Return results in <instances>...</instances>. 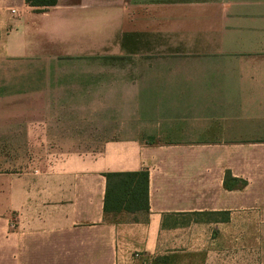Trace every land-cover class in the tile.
Wrapping results in <instances>:
<instances>
[{"label": "crops", "instance_id": "1", "mask_svg": "<svg viewBox=\"0 0 264 264\" xmlns=\"http://www.w3.org/2000/svg\"><path fill=\"white\" fill-rule=\"evenodd\" d=\"M12 137L40 155L0 173V264H264V0H0ZM142 170L148 210L104 213Z\"/></svg>", "mask_w": 264, "mask_h": 264}, {"label": "trees", "instance_id": "2", "mask_svg": "<svg viewBox=\"0 0 264 264\" xmlns=\"http://www.w3.org/2000/svg\"><path fill=\"white\" fill-rule=\"evenodd\" d=\"M24 2L27 6L38 10L53 7L56 4V0H24ZM103 177L105 179L102 206L104 213H116L121 210L146 212L148 210V174L146 171L105 173ZM228 183H230L229 186ZM237 184L242 186L243 182L225 173V187L235 188Z\"/></svg>", "mask_w": 264, "mask_h": 264}, {"label": "rangeland", "instance_id": "3", "mask_svg": "<svg viewBox=\"0 0 264 264\" xmlns=\"http://www.w3.org/2000/svg\"><path fill=\"white\" fill-rule=\"evenodd\" d=\"M7 81H14L17 78L14 76L13 72L6 75ZM22 79V74L19 76ZM7 113L14 111V105H7ZM18 139V138H17ZM15 146V147H14ZM16 146V138H8L6 152L1 151L3 149L1 139H0V173L8 170H14L16 172L25 171L30 168V163L37 160L40 154H33L30 152H22V148ZM29 148V147H27ZM46 154L43 159H46ZM41 159V156L39 160ZM16 168V170H15ZM18 169V170H17ZM240 187V184L236 185L235 188ZM232 262L236 264H259L261 253L260 250H249L245 255H238L237 249L232 246ZM243 261V262H242Z\"/></svg>", "mask_w": 264, "mask_h": 264}, {"label": "built area", "instance_id": "4", "mask_svg": "<svg viewBox=\"0 0 264 264\" xmlns=\"http://www.w3.org/2000/svg\"><path fill=\"white\" fill-rule=\"evenodd\" d=\"M10 14H11V15H13V14H14V11H13V10H11V11H10Z\"/></svg>", "mask_w": 264, "mask_h": 264}]
</instances>
